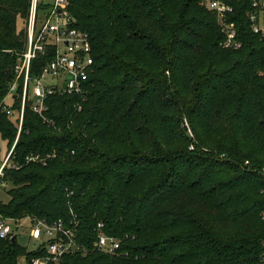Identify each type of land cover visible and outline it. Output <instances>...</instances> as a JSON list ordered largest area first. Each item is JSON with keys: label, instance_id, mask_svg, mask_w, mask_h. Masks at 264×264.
<instances>
[{"label": "trees", "instance_id": "16d2710c", "mask_svg": "<svg viewBox=\"0 0 264 264\" xmlns=\"http://www.w3.org/2000/svg\"><path fill=\"white\" fill-rule=\"evenodd\" d=\"M230 1L239 49L220 45L201 0H68L91 44L84 100L49 95L53 126L26 103L0 213L76 221L86 246L102 223L127 255L91 250L49 264H264V35L252 31L249 0ZM28 7L0 0V99ZM43 61L32 60L33 75ZM16 135L0 111L7 149ZM30 153L54 156L43 165ZM35 255L0 238V264Z\"/></svg>", "mask_w": 264, "mask_h": 264}, {"label": "built area", "instance_id": "2783aa9c", "mask_svg": "<svg viewBox=\"0 0 264 264\" xmlns=\"http://www.w3.org/2000/svg\"><path fill=\"white\" fill-rule=\"evenodd\" d=\"M248 20L254 33L264 35V0H249ZM68 0H29L25 17V43L16 52L13 65V78L7 91L0 99V111L16 121L17 135L13 145L4 152L0 161V185L5 168H18L11 159L14 144L22 128L23 113L27 102L30 109L43 123L53 126L54 121L46 116L47 98L52 94H76L84 100V86L92 72L90 38L87 32L74 27V18L68 9ZM201 4L214 11L223 39L220 45L226 49H239L241 42L236 37L234 22L230 18L233 4L230 0H201ZM11 52V50H5ZM43 58L41 69L36 75L31 73V62ZM9 99V102L7 101ZM17 106L15 107V105ZM80 109V105H78ZM192 147V146H191ZM1 151V140H0ZM54 153L40 157L30 153L27 162L46 164V159ZM264 218V209L261 212ZM21 225H17L21 223ZM102 223L96 226V237L90 246L80 243L76 238V221L66 223L62 219L47 221L34 216L19 218L3 216L0 213V238L18 242L22 229L27 230L29 239L37 240L32 251L35 256L21 257L17 264L58 263L63 255H86L91 250L109 254L127 255L121 250V238L109 236L103 231ZM14 236V240L11 238ZM261 260L264 261V238L261 241Z\"/></svg>", "mask_w": 264, "mask_h": 264}, {"label": "rangeland", "instance_id": "374dc122", "mask_svg": "<svg viewBox=\"0 0 264 264\" xmlns=\"http://www.w3.org/2000/svg\"><path fill=\"white\" fill-rule=\"evenodd\" d=\"M261 14L264 15V12L261 13ZM24 24H25V18L23 20H21L20 18H17V28L18 29H21L22 27H24ZM263 24H264V19H263ZM2 98H3V96L1 97V99ZM7 101L9 102V99H7ZM13 121H14L15 126L17 127L16 121L15 120H13ZM184 121H185L184 124L188 128V124H187L186 120H184ZM0 140H1L0 161H2V160H4V158L6 156L5 155L6 153L4 154V152L6 150H8L9 148L7 149L5 142L1 139V136H0ZM190 148H192V147L190 146ZM9 188H10V185L8 183L4 184V186L0 185V201L6 202L9 199V196H8V193H7V190ZM261 214L262 213H260V217L262 219H264ZM7 217H10V216H7ZM14 218H19V217H14ZM21 224H22V222L18 223L17 225L19 226ZM26 232H27L26 229H22L21 233L18 235V239H17L18 242L17 243L22 245V246H24V247H26L27 250H31L37 244V240L29 239Z\"/></svg>", "mask_w": 264, "mask_h": 264}, {"label": "water", "instance_id": "95a60500", "mask_svg": "<svg viewBox=\"0 0 264 264\" xmlns=\"http://www.w3.org/2000/svg\"><path fill=\"white\" fill-rule=\"evenodd\" d=\"M14 240V236L11 238V241H13Z\"/></svg>", "mask_w": 264, "mask_h": 264}]
</instances>
